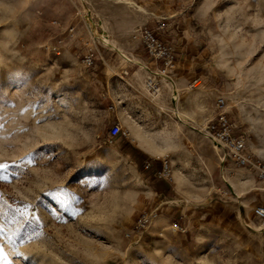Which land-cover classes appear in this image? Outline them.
I'll return each instance as SVG.
<instances>
[{"label": "rangeland", "instance_id": "374dc122", "mask_svg": "<svg viewBox=\"0 0 264 264\" xmlns=\"http://www.w3.org/2000/svg\"><path fill=\"white\" fill-rule=\"evenodd\" d=\"M134 1L148 11L124 0H0V162L57 146L19 179H0V246L12 264H27L8 243L17 227L9 221L31 205L26 211L40 217L44 236L19 251L42 264H264V219L237 203L242 192L222 196L240 167L205 131L223 97L249 150L264 159V0ZM160 22L163 38L200 61L207 79L206 100L197 97L205 108L189 118L158 116V101L131 85L136 64L150 74L125 52H147L133 32ZM105 28L118 32L125 51ZM93 50L103 58L89 66L82 59ZM68 52L77 64L66 62ZM195 85L204 92L201 80ZM115 122L133 142L109 137ZM159 151L170 155L172 183L144 166L149 157L158 163ZM261 187L245 201L264 203ZM59 188L82 198V216L57 208L65 223L45 210L56 207L45 194ZM84 224L94 232L85 235Z\"/></svg>", "mask_w": 264, "mask_h": 264}, {"label": "built area", "instance_id": "2783aa9c", "mask_svg": "<svg viewBox=\"0 0 264 264\" xmlns=\"http://www.w3.org/2000/svg\"><path fill=\"white\" fill-rule=\"evenodd\" d=\"M165 27L164 22H160L158 29L149 24L138 26L133 32V39L140 42L146 49L152 60L159 64L156 72H152L147 79L146 86L151 94H156L161 86V81L157 79L168 75L169 71L176 67L177 50L175 46L163 38L158 31ZM97 60V53L90 51L84 55L82 62L92 66ZM205 131L213 137L225 151L231 156L235 164L239 167H252L256 171V176L260 180H264V160L250 152L246 137L243 133H239L235 123L230 118L229 112L226 109V100L219 97L215 102V109L212 117L205 125ZM118 136H123L126 140H133L131 132L125 129L119 122L112 124L109 130V137L114 139ZM146 168L155 167V174L164 178L167 182H173V169L171 159L168 155L159 158V164L153 165L150 159L144 160ZM230 189L222 190V196L230 193ZM255 216L259 219H264V205H258L254 208Z\"/></svg>", "mask_w": 264, "mask_h": 264}, {"label": "crops", "instance_id": "0c3cea01", "mask_svg": "<svg viewBox=\"0 0 264 264\" xmlns=\"http://www.w3.org/2000/svg\"><path fill=\"white\" fill-rule=\"evenodd\" d=\"M141 23H142V20H139V19L134 21V22L129 23V26H130L129 30L132 29L133 26H135L137 24H141ZM109 25H110L109 22L106 20L104 23V26L108 27ZM104 31H106L109 34V36L114 41H116V43L121 47V45L119 43L118 32L115 33L114 30H110V29H106V28L104 29ZM93 51L96 52L95 50H93ZM125 52L129 56H131L132 58H134V59L142 62L144 65H146L148 68V71H150V74L148 75V72L146 71L145 68L140 67L136 63H135L136 65L133 66L134 67L133 72L138 71L139 74H142V78L136 80L134 77L132 79L131 85L133 87L138 88V90L141 91V94L144 97H146L147 93L144 89H142V87L140 86V83L144 82L146 89H148L146 86L147 79L151 76L152 72H156V70L159 67V64L156 61L152 60V58L148 55L147 52L146 53L141 52L140 54L139 53L138 54L137 53L131 54L130 52H127V51H125ZM98 53L99 54L97 55V60H101L103 58L102 54H101V52H98ZM65 59L68 60L66 62L71 64V65L78 63V60L69 52H68V54H66ZM199 62L200 61H198L196 58L187 59L184 56H179L178 52H177L176 67L171 69L168 73V76H170L172 78L171 84H166L164 77H162V78L158 77L157 78V79H159V81L162 82L160 89L156 93V94H158L159 92H161V96L158 100V104H154L155 105V113H157L158 116H161L162 113H169V112L175 111L176 114L181 113L180 114L181 116L183 115L186 118H189L191 116V114L195 113L198 109L205 108V107L200 106V104L197 103V99L198 98L200 99L201 96L205 97V100L208 96L206 76L203 75L202 73H200V71H198L199 69L197 68ZM78 66L79 67H76L75 71L79 73V78L85 77L86 71H84L82 66H80V65H78ZM100 73H101V71H96V73H94L95 74L94 76H99ZM122 73L125 76L129 75L128 70H124ZM199 80L202 81L203 86H205V90H204V92L203 91L199 92L200 94L198 93L199 94V96H198V94H197L198 88L196 87L195 84ZM205 106H206V104H205ZM169 116L173 117V115H169ZM160 120H163V119L160 118ZM174 133H175V131H174ZM176 136H177V134H176ZM131 137L134 138L132 136V134H131ZM128 141L133 142V140H128ZM164 155L170 156L168 153H165ZM164 155H162V156H164ZM162 156H160L159 158H161ZM257 157H259V156H257ZM159 158H158V163H156V164H155L154 159H152L151 157H149L148 159H150L152 161L153 165H158L159 164ZM260 159H262V158H260ZM262 160H264V159H262ZM234 173H235V176L233 177L234 186L229 184L231 186L230 187L231 192H232L233 196H235V198H236V194H237L236 192H242V194H243L240 196L241 199L238 200L237 203H239L240 205L241 204L247 205L250 210H251L252 206H254V208H255L258 205H264V203L253 204V201H250L249 199L247 201H245L246 194L255 190L254 188L261 187V186H263L261 188H264V180H260L257 178L255 169L252 167H240L236 171H234ZM246 176L249 178V180L248 181H242L241 179L243 177H246ZM253 213H254V209H253ZM249 219H250V216H249ZM251 221L253 222V219H251Z\"/></svg>", "mask_w": 264, "mask_h": 264}, {"label": "snow or ice", "instance_id": "6c2138e0", "mask_svg": "<svg viewBox=\"0 0 264 264\" xmlns=\"http://www.w3.org/2000/svg\"><path fill=\"white\" fill-rule=\"evenodd\" d=\"M207 14V9L202 10ZM2 127V125H0ZM26 131V129H25ZM57 151L56 145H42L37 150L26 153L24 156L17 160H13L11 163L0 162V179L8 180L9 177L13 179H19L24 175L30 166H35L39 160H42L45 155H50ZM163 155V153H161ZM86 187L88 186L87 180L81 181ZM96 183H100L97 181ZM50 197L56 207H47L45 210L62 222H67L63 219V216L58 215L57 208L68 217L76 219L84 214L85 208L80 207L83 203L82 198L76 194L69 192L65 188H59L49 191L45 194ZM31 205H25L23 209L17 208L13 212L9 223L17 225L13 237H9L8 243L12 246L13 253L16 257L23 259L27 264H42V258L38 256H26L19 251V247L25 243H31L34 240L40 239L44 236L43 226L41 219L35 212L31 215L27 213L28 208H32ZM39 207V206H37ZM92 219H101V217H93ZM4 231V226L0 225V232ZM81 231L85 235H90L94 232L88 224H84L81 227ZM0 260L4 261V264H12V261L8 259V256L4 253L3 247L0 246Z\"/></svg>", "mask_w": 264, "mask_h": 264}, {"label": "bare ground", "instance_id": "6f19581e", "mask_svg": "<svg viewBox=\"0 0 264 264\" xmlns=\"http://www.w3.org/2000/svg\"><path fill=\"white\" fill-rule=\"evenodd\" d=\"M126 3H128V4H133L136 8H140L142 11H145V12H147L148 10H146L144 7H142L141 5H139L138 3H136L134 0H124ZM112 41H114V40H112ZM110 46H112V47H114V45L113 44H111L110 43ZM115 49L120 53V55H121V57H122V59L124 60V62L125 63H127L129 60H130V57L125 53V52H123L121 49H119V48H117L116 47V45H115ZM133 61V60H132ZM143 66V65H142ZM134 77H135V79L137 80V79H141L142 78V74H139L138 72H136L135 74H134ZM164 78H165V81H166V84H171V82H172V79L170 78V76H168V75H166V76H164ZM166 78H168V81H167V79ZM175 85V84H174ZM140 86L146 91V93L148 94V95H150L151 96V98H152V101L153 100H155L156 102L159 100V98H160V96H161V92L160 93H158L157 95H154V94H151V93H149L147 90L148 89H146V87H145V83L144 82H142V83H140ZM199 93V92H198ZM200 94V93H199ZM199 94H198V96H199ZM201 98V97H200ZM202 99V98H201ZM133 133L135 134V135H137L138 137H140V138H142V137H144L143 135H141L140 133H138V132H136L135 130H133ZM207 136H208V134H207ZM160 150V149H159ZM162 151V150H161ZM161 151H159V152H161ZM156 152V151H155ZM162 153V152H161ZM230 178H231V176H230ZM244 179V180H243ZM241 180H243V181H245V180H248V177L246 176V177H243ZM232 181V180H231Z\"/></svg>", "mask_w": 264, "mask_h": 264}]
</instances>
